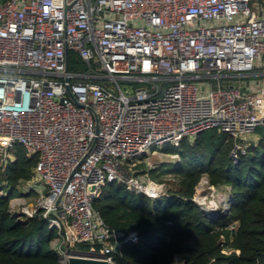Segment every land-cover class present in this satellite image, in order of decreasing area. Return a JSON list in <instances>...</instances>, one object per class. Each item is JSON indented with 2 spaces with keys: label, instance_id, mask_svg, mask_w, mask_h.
<instances>
[{
  "label": "built area",
  "instance_id": "2783aa9c",
  "mask_svg": "<svg viewBox=\"0 0 264 264\" xmlns=\"http://www.w3.org/2000/svg\"><path fill=\"white\" fill-rule=\"evenodd\" d=\"M254 2H0V167L18 144L38 155L28 217L58 229L62 264L70 254L115 264L123 234L93 207L105 183L152 199L175 189L174 179L151 177L163 163L152 147L217 128L234 139L239 161L241 138L264 126V13ZM71 51L85 69H70ZM203 177L195 201L210 219L227 214L230 189L221 196ZM72 240L104 251L62 248Z\"/></svg>",
  "mask_w": 264,
  "mask_h": 264
},
{
  "label": "trees",
  "instance_id": "16d2710c",
  "mask_svg": "<svg viewBox=\"0 0 264 264\" xmlns=\"http://www.w3.org/2000/svg\"><path fill=\"white\" fill-rule=\"evenodd\" d=\"M69 61L70 68L86 67L73 51ZM227 137L211 128L184 138L179 146L170 144L179 159L170 169L175 184L170 195L152 199L118 182L101 187L93 207L124 239L114 252L115 264H264V130L238 162L230 157ZM13 154L14 160L0 167V264H62L53 243L58 229L39 213L21 220L10 210L11 199L28 194L24 185L38 161L37 154L29 156L19 144ZM203 175L214 186H228L232 194L231 210L216 219L195 201ZM232 223H237L235 229H230ZM130 234L137 241L127 239ZM62 248L104 251L102 244L75 240Z\"/></svg>",
  "mask_w": 264,
  "mask_h": 264
},
{
  "label": "rangeland",
  "instance_id": "374dc122",
  "mask_svg": "<svg viewBox=\"0 0 264 264\" xmlns=\"http://www.w3.org/2000/svg\"><path fill=\"white\" fill-rule=\"evenodd\" d=\"M2 1H4V0H0V2H2ZM70 69L71 70H75L76 68L71 67ZM120 84H121L123 89L128 88V92H130L131 86H128L127 83H124L122 81L120 82ZM263 130H264L263 126L258 127L256 130H254L250 134H247L243 138H241V141L246 145V147H248L252 143H256L259 140V137H260L261 132ZM227 138H228L227 140L232 141L231 147H230V151H231V148H232L233 143H234V139L232 137H229V136ZM170 146L171 145H166L165 147L155 146V147H152L150 149V151H149V155L152 157V160L159 161V159H160L163 162V163H161L158 166L157 169H155V170H153L151 172L152 175L155 174V173L157 174L158 178L155 177L157 180H159V179L163 180L166 177L172 178V180H173V177L170 174V169L173 167L172 166L173 162L174 161H178L179 159H178V154H174V153H172L170 151ZM153 149L156 151L155 153L152 152ZM230 151H229V154H230ZM205 177L207 178L206 175H204L203 178H205ZM30 184H31V180L27 181V183H25V185H24L25 193L26 192L28 193L27 195L23 194L21 196L14 197L10 201V210L13 213H15V215L21 220H25V218L29 216L28 215V213H29L28 211L33 207L34 200L37 197V192L36 191H33V193H29L30 191H26ZM35 186L36 187H41V185H39L37 182H35ZM215 188L217 190L216 192L217 193L219 192L221 194V196L222 195H226L229 192V187L228 186H221V187H217L216 186ZM209 202L210 201L207 199L206 203L208 205H209ZM222 203H223V201L219 203V206H221ZM216 217H219V216H216ZM57 242H58L57 239H55L53 241V243L56 246L58 245Z\"/></svg>",
  "mask_w": 264,
  "mask_h": 264
},
{
  "label": "water",
  "instance_id": "95a60500",
  "mask_svg": "<svg viewBox=\"0 0 264 264\" xmlns=\"http://www.w3.org/2000/svg\"><path fill=\"white\" fill-rule=\"evenodd\" d=\"M69 63V55L67 54V64ZM232 202L226 211H230ZM55 214V212H53ZM14 215V214H13ZM66 264H113L109 259L93 255H76L70 254L67 257Z\"/></svg>",
  "mask_w": 264,
  "mask_h": 264
},
{
  "label": "crops",
  "instance_id": "0c3cea01",
  "mask_svg": "<svg viewBox=\"0 0 264 264\" xmlns=\"http://www.w3.org/2000/svg\"><path fill=\"white\" fill-rule=\"evenodd\" d=\"M254 5L260 10L261 13H264V0H255Z\"/></svg>",
  "mask_w": 264,
  "mask_h": 264
}]
</instances>
